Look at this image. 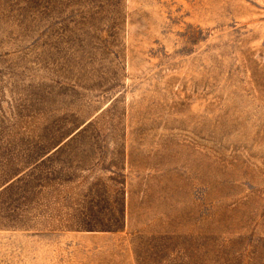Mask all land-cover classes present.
<instances>
[{"label": "rangeland", "instance_id": "obj_1", "mask_svg": "<svg viewBox=\"0 0 264 264\" xmlns=\"http://www.w3.org/2000/svg\"><path fill=\"white\" fill-rule=\"evenodd\" d=\"M0 264H264V0H0Z\"/></svg>", "mask_w": 264, "mask_h": 264}]
</instances>
